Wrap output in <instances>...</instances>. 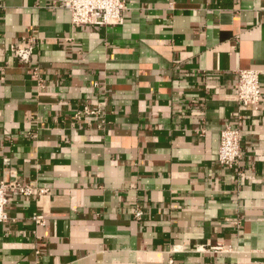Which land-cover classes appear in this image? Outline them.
<instances>
[{"label":"crops","instance_id":"1","mask_svg":"<svg viewBox=\"0 0 264 264\" xmlns=\"http://www.w3.org/2000/svg\"><path fill=\"white\" fill-rule=\"evenodd\" d=\"M57 2L0 0V179L36 188L7 205L0 264H264V0H127L100 26ZM240 69L263 95L230 170Z\"/></svg>","mask_w":264,"mask_h":264},{"label":"built area","instance_id":"2","mask_svg":"<svg viewBox=\"0 0 264 264\" xmlns=\"http://www.w3.org/2000/svg\"><path fill=\"white\" fill-rule=\"evenodd\" d=\"M57 5L68 9L71 13L73 26L79 25H118L123 23L127 10V0H58ZM25 46L12 45V50L20 61L31 64L35 43L32 38L27 40ZM236 101L239 113L233 121L226 122L220 131L218 161L226 169H237L242 156V109L245 106L257 108L262 100L261 71L257 69H240L238 80L235 84ZM86 111L97 114V110L86 106ZM36 188L31 184H23L18 179H0V223L9 219L7 205L14 194L31 195ZM43 190V189H40ZM143 209L136 205L134 216L141 218ZM35 220L40 222L41 216L35 215ZM219 250L221 246H211ZM173 263V259L170 260Z\"/></svg>","mask_w":264,"mask_h":264}]
</instances>
